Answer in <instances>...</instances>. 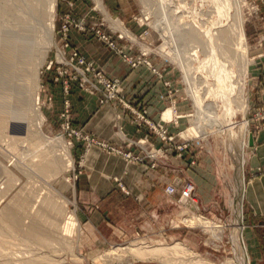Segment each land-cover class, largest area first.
<instances>
[{"label": "rangeland", "instance_id": "obj_1", "mask_svg": "<svg viewBox=\"0 0 264 264\" xmlns=\"http://www.w3.org/2000/svg\"><path fill=\"white\" fill-rule=\"evenodd\" d=\"M101 1L110 19L106 17L97 0H55L54 43L46 45L45 34L42 31L34 33L40 40V46L46 49L38 67L37 88L32 83H24L17 72H6V61L0 58V82L7 81L0 84V122L4 119L12 121L21 125L20 129L24 130H20L24 135L16 141L18 144L14 142L12 134L0 133V168H7L19 178L11 193L0 199V210L5 205L12 204L10 201L21 187L24 188L23 191H29L31 183L41 186L46 181L40 174H30L28 177L29 173L21 170L20 166L24 165L16 163L18 152L31 158L35 152L48 148L59 154L61 148L57 145V138L61 137L72 160V165L65 167L66 170L61 175L53 181L48 180L59 195L68 200L61 216L63 222L67 223L61 226L60 231L55 226L47 225L44 219L41 222L45 223V228L39 223L53 242L42 244L26 241L23 232L16 228L14 236L12 233L8 234L9 243L4 247L12 249L19 257L32 254L46 256L50 259L48 264H165L156 259L131 261L125 254L112 249L125 248L130 244L172 246L179 242L194 258L192 260L191 256H184L183 261L187 264H231L230 260L236 262V258L235 264H264V251L252 249L246 240L243 202L244 196L249 192L246 165L254 147V136L253 145L249 146L250 134L253 135L252 128L255 123H264V120H255L253 116L256 111L253 112L249 104L251 72L258 65L259 55L264 54V0ZM6 2L0 0V35L11 26L4 15ZM114 20L129 34L116 28ZM163 26L172 40L161 35L159 28ZM237 26L244 33L247 55L251 60L244 80L246 104L239 103L237 94L230 89L228 92L223 91V94L220 91L222 102L220 93L218 98L216 95L207 96L205 108L210 110L205 111L206 121L203 123L209 124V120L214 122L219 119L224 126L223 129L219 126L207 127L208 134L202 137L192 121L196 108L187 93L184 70L174 62L173 56L185 55L189 58L192 50H196L200 59L206 57L211 60L213 57L211 61L203 64L204 68L201 66L199 71L193 73L194 78L198 82L205 81V84L219 82L222 78L219 75H224V71L227 72L229 68L228 77L234 82L240 72L239 63L234 61L235 63L230 64L226 60L228 56L233 58V54L228 50V56L222 54L218 46H223L224 42L213 40L212 35L221 33L226 42L230 41L228 32L233 33L232 28ZM179 29H191L192 39L178 40ZM206 65L211 68L214 65V71ZM139 81L148 86L145 91L148 95L145 97L153 98L160 104L157 120L149 116L148 106L130 103L128 100L124 83ZM203 88H206L205 85ZM198 92L202 93V88ZM31 99L36 103L38 116H35L31 108ZM83 99H95L98 105L96 110L112 103L119 105L121 112H115L113 117L108 118V126L101 124L99 132L94 125L93 128L89 124L83 127V124L79 125L82 120L84 123L88 120L91 122L95 116L94 113L86 115L83 112L86 109L75 103ZM239 104L242 107L246 105L244 112ZM200 105L199 102L198 106ZM111 106L109 108H113ZM140 110L146 111V118L151 122L167 129V136L173 137L172 143L160 137L148 125L136 121L135 113ZM167 110L172 112L170 119L163 117ZM122 114L127 115L131 125L136 128L144 127L151 135L156 136L160 141L159 145L148 137L126 136L119 124ZM217 115L220 117L216 118ZM7 116L12 118L7 119ZM172 120L177 121L174 123ZM226 124L231 127L227 128ZM243 136L244 143L240 152L232 143L236 137L240 140ZM16 147L18 152L14 151ZM151 149L159 150L154 160L156 164L186 165L204 168V173H210L211 182L203 188L206 193L212 189L215 191L213 207L210 210H195L191 206L197 202L195 190L192 201L183 199L182 202L177 192L179 196L175 212L161 221L154 230L145 231L139 228L138 220L126 225L129 204L121 196L129 197L135 191L132 181L138 171L135 166L140 163L126 160L121 153L144 157ZM261 171L264 173V168ZM219 174L225 178L224 182H217L216 176ZM0 177V185L3 186L6 176L2 174ZM185 182L195 187L192 182ZM78 185L92 195L103 197V201L107 200L102 203L101 221L92 224L83 209V213H80L76 198ZM33 188L35 193L42 192ZM47 189L49 191L48 186L42 198L47 195L56 199L57 196L49 195ZM131 206L134 207V204ZM15 213L24 215L21 209H16ZM184 215L201 216L224 225L222 237L212 239L210 233L201 226H191L183 221ZM238 220L242 224L239 238L243 249L236 257L232 241L233 225ZM255 253L260 254L259 257L263 260L256 261L253 257ZM176 261L179 263V260Z\"/></svg>", "mask_w": 264, "mask_h": 264}, {"label": "bare ground", "instance_id": "obj_2", "mask_svg": "<svg viewBox=\"0 0 264 264\" xmlns=\"http://www.w3.org/2000/svg\"><path fill=\"white\" fill-rule=\"evenodd\" d=\"M6 1L7 4L4 15H6V19L7 21L9 20L11 26L7 30H5V32H7L6 34L4 32V34L0 35V58L6 61V63L4 64V68L6 72H11V73L17 72V74H19V77L23 79L24 83L30 85L32 83V85L37 88L39 83L38 67L40 65V61L42 60L41 57L45 55L46 49L40 46V40L39 38L34 36V33H38L42 31L46 36L45 42L44 41L42 42L46 43V45L48 44L51 45L54 43L53 18L55 11V0H6ZM97 2L101 7V9L103 10L106 17L109 18L107 12L104 9L102 1L97 0ZM114 23L116 24V28H119L124 34H129V32L126 31L118 21L114 20ZM190 30L191 29H184L178 31V35H179L178 40L180 39L188 40V38L192 39L193 35L190 34ZM159 31L164 38L166 37L170 38V34L169 35L167 34V32L164 29V26L160 27ZM232 31L233 33H231V31L228 32L231 39L230 41L232 43L229 40L226 42V40L222 37L221 33L219 34L216 33L217 36L213 34L212 39L213 40L218 39L224 42L223 46L222 45L218 46V48L222 50L221 51L222 54L226 55L227 50L233 54V58L226 55L228 56L226 60L230 64H233L234 61L236 62L238 61L240 72L238 73V78L234 82H231L230 77H228L227 73L229 71V68L227 72L224 71V75L223 74L219 75L222 77L219 80V82H215L211 84H208V82H206L208 84L207 85L204 83L205 81L198 82L194 78L195 75L193 73L196 70L200 69L201 66L203 67V64H206L209 61H211L213 57L211 58V60H207L206 57L200 59L199 56L197 55L196 50H192L193 52L190 53L189 58L186 57L185 55H176L178 57H176L175 55L173 56L175 57L173 58L174 62L178 63L184 70L186 76L187 93L193 99V103L196 108V114L193 115L192 121L195 122L197 130L202 137L207 136L208 134L207 127L212 128L213 126H217V127L219 126L221 127V129H223L222 127L224 126V123L221 124L222 121H220L219 119H216L217 121L214 122L209 120V124L203 123V121H206L205 111L207 112L208 110H210V109L207 110L205 108L207 107L205 106L207 96L209 97L211 95L212 97H214L216 95V98H218V94L220 93V91H222L221 93L223 94V91L225 92L228 89H230V90H234L235 95L237 94V99H238L237 101L240 100L239 103L246 104L245 100L247 96L245 95L244 80L247 75V68L249 62L251 60L247 55V45L245 43V40L243 39L244 33L240 30L239 26L233 27ZM231 34H233V36ZM225 43H227L228 46ZM229 44L231 47H229ZM37 59L39 61H37ZM213 67L214 65H212V68ZM212 68L210 67V69L214 71ZM5 83H7V81L0 82V84H5ZM202 85L203 86L205 85L206 88L204 89ZM200 86L202 88V93L199 94L198 89H201ZM221 93L219 96L220 101L223 100L221 99L222 98ZM35 95H37V93H35ZM0 96H1V92H0ZM199 102L201 103L200 106H198ZM209 107L210 104L208 108ZM31 108H33V112L35 116H38V108L36 107V103L34 100H32ZM242 108L244 112L246 110V105L243 106ZM222 113H224V111H222ZM218 116L219 115H217L216 118H218ZM10 117L7 116V119ZM163 117L166 119H170L172 117L171 110H167ZM17 124L15 122L7 121L4 119L3 121L0 122V133L12 134L14 142L18 141L21 138V136L24 135L22 133L24 130L23 128H21L23 131L20 132L21 125L19 126V124L18 125ZM225 126H227V128L231 127L229 126V124L228 125L226 124ZM231 129L228 130L231 131ZM58 138H57L58 141L57 145H59V147L61 148V152L60 151L58 152L59 154H55L54 152H52V150L45 148L44 151L35 152V154H33V157L36 155L37 157H34V159H32L33 157L29 158L27 154L18 152V147H16L14 150L15 152L16 151L18 152V156L20 158V159L17 158L16 161L17 165H24V166H20V168L21 170L24 169L23 171L26 172L27 174L29 173L28 177L30 176V174L33 175L40 174L46 179V181L44 182V184L42 183L41 186L32 184L29 181V183H31L30 184L31 189L32 187H35L36 191L42 190V192L35 193L34 188L31 190L30 187L28 189L29 191H23L24 188L21 187V190H19L18 193L16 192L17 193L16 196L13 198L12 201H10L12 202V204L11 203L7 204L0 210V257H2L0 258L1 259L0 264H42L41 262L43 261H47L46 264L50 263L49 261L50 259H47L46 256L45 257L36 256L32 254V256L26 255L19 257L12 252V249L9 250L8 248L4 247V245L7 246V244L9 243L7 241V239L9 238L8 234L11 235L12 233L13 235L16 232L15 231L16 228H18V230L23 232L26 241H33L42 244L44 242L45 244L49 242L52 243L53 241L51 237H49L48 234H46L47 231L44 229L45 223H47V225L55 226L58 231H60L62 225H65L67 223V222H63L64 220L62 219L61 216H63V211L68 203V200L62 198V196H60L59 193L52 187L51 185L52 183H49V181H53L57 176L61 175L65 167L72 165V160L71 157L69 156L68 148L65 146L63 139L61 137L59 139ZM16 143L18 144V142ZM243 143H244V136L240 140H237L236 137L232 144L234 148L237 149V151L241 152ZM0 171H1L0 173L6 176V181L3 182L4 185L3 186L0 185V199H1L3 197H6L9 193H11V191L18 184L19 178L11 174L9 170L5 167L0 168ZM47 186L49 188V191L47 189L49 195L50 194L56 195L57 196L56 199L49 198L47 197V195L42 198V196L46 194L45 190ZM16 209L17 210L21 209V212H23L24 215L18 213L16 214L15 213ZM184 218L185 219L182 220L185 221L188 225L191 226L199 225L202 228H204V230L210 233V235L213 237L212 239L221 238L225 230L224 225L211 222L201 216L184 215ZM41 219H44L45 221V223H43L44 225L42 224ZM48 219L49 221H47ZM40 222L41 225L44 226V228H42L43 230L40 227L41 226L39 224ZM233 226H234V231H233L234 234H233L232 245L234 246L233 248L235 251V256L237 257L240 250H241L240 253H242V249H243L242 248L243 243L239 238L240 230L242 229V224L240 220H238L235 222ZM112 251L125 254V256L131 261L156 259L159 261H163L165 264H187L186 261H183L185 260L184 256L192 255L191 252L188 251V249L185 248L179 242L172 246H166V245L151 246L147 244H142V245L130 244L125 248H115L112 249ZM191 257L193 260L194 259L193 256ZM176 260H179V263ZM230 261L231 264H235L237 262V258H236V262L233 260ZM191 264H195V263H191Z\"/></svg>", "mask_w": 264, "mask_h": 264}, {"label": "crops", "instance_id": "obj_3", "mask_svg": "<svg viewBox=\"0 0 264 264\" xmlns=\"http://www.w3.org/2000/svg\"><path fill=\"white\" fill-rule=\"evenodd\" d=\"M259 57L258 65L253 67L250 78L249 104L253 112L264 107V54H260ZM146 89H148V86L144 82L124 83V91L129 96V102L148 106L149 116L157 120L160 104L153 98L145 97L148 95L145 94ZM134 96H137V98H134ZM139 96L142 97L139 99ZM75 103H78L79 106L82 105L86 109L83 111L86 115L95 114L93 118L91 117L92 119L89 118L91 122L88 120L84 123L82 120L79 125L83 124L84 127L89 124L92 125L91 128L94 125L98 132L101 130L99 127L101 124L108 126V118L113 117L115 112H121L119 105H113L112 103V106L111 104H106L99 110H96L98 105L95 99H83L75 101ZM73 106L77 105L73 104ZM109 106L113 108H109ZM119 124L122 126L123 133L130 138L148 137V139L157 145L160 143L156 136L151 135L144 127L136 128L131 125L127 115L122 114ZM255 124L252 128L254 147L251 149V156L246 165V178L249 192L243 198L245 207L244 219L246 223L244 228H246L245 236L250 247L264 251V173L261 171L264 168V123L260 125ZM131 149L132 151L138 152L137 149ZM142 154L143 152L140 151V155ZM152 162L153 160L151 158L143 157L142 163L135 166L138 170L132 181L135 186V191H132L133 193L129 197L121 196L129 204L126 214V225L132 223L133 220H138L137 225L139 228L150 231L160 225L161 221L172 215L176 210V200L179 195L169 196L164 193V186L170 182L175 187L183 184L185 181H190L195 185V198L197 202L191 205L195 210H210L213 207L215 203V191L212 189L206 193L207 191L205 192L203 188L208 186L212 179L210 173H204L206 171H202L204 168L187 167L186 165L178 164L167 166L156 164L152 167L150 165ZM216 177L217 182H224L225 180L220 174ZM76 198L80 213H83V209L88 214V217H86L90 223L93 224L96 221L102 220V203L107 201L106 199L103 201V197L92 195L83 189L81 185H78ZM132 204H134V207L131 206ZM259 256L260 254L255 253L253 257L256 261L264 259H261Z\"/></svg>", "mask_w": 264, "mask_h": 264}, {"label": "built area", "instance_id": "obj_4", "mask_svg": "<svg viewBox=\"0 0 264 264\" xmlns=\"http://www.w3.org/2000/svg\"><path fill=\"white\" fill-rule=\"evenodd\" d=\"M73 56H75V53H72ZM123 105H125L123 103ZM146 111L145 110H140L135 113V119L138 122H142L145 125H148L151 130H153L155 133H157L160 137L165 139L167 142L172 143L173 137L172 136H167V129L163 128L162 126L155 124L151 122L148 118H146ZM255 120H264V107L259 109L254 113ZM174 123H176L177 120H172ZM122 156L128 160V161H133V162H142L143 157H138V156H132L129 153H121ZM159 154V150L156 149H151L148 153L145 155L148 156L153 160V162L150 164L151 166L156 165L155 161L156 157ZM194 190L195 187L190 184L189 182H185L179 187H175L173 184H167L165 186V193L169 195H175L177 192H179L180 198L182 199H188V200H194L193 195H194Z\"/></svg>", "mask_w": 264, "mask_h": 264}, {"label": "water", "instance_id": "obj_5", "mask_svg": "<svg viewBox=\"0 0 264 264\" xmlns=\"http://www.w3.org/2000/svg\"><path fill=\"white\" fill-rule=\"evenodd\" d=\"M253 145V135L250 134V138H249V146Z\"/></svg>", "mask_w": 264, "mask_h": 264}]
</instances>
